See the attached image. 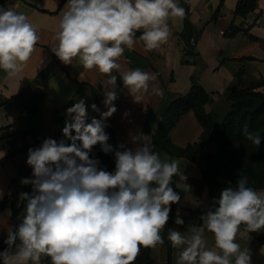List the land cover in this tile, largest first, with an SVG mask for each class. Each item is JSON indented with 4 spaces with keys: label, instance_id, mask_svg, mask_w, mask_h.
Returning a JSON list of instances; mask_svg holds the SVG:
<instances>
[{
    "label": "clouds",
    "instance_id": "1",
    "mask_svg": "<svg viewBox=\"0 0 264 264\" xmlns=\"http://www.w3.org/2000/svg\"><path fill=\"white\" fill-rule=\"evenodd\" d=\"M190 2L194 8L196 0ZM185 14L175 0H68L51 51L65 65L76 61L84 69L95 68L115 85L112 72L120 69L117 61L125 47H134L136 32L143 30L139 39L147 50L157 49L171 35L169 18ZM39 40L26 14L0 6V70L16 76ZM121 78L135 102L157 80L156 74L139 69L125 71ZM151 90L163 95L158 84ZM104 96L107 110L100 113V120L85 124L83 99L66 110L71 122H66L62 134L70 144L46 138L40 147L28 149L32 178L20 183L31 185L32 192L19 194L20 201H26L25 215L16 231L7 232L2 264H41L42 257H49L51 264H133L141 247L164 244L162 232L171 205L181 199L171 186L172 178L187 177L179 161H162L152 151L151 136L142 132L131 136L134 149L124 143L110 145L102 121L117 111L113 102L118 97L114 91ZM91 108L99 112L96 104ZM246 139L256 146L262 142L261 136L247 132ZM97 144L105 154L114 153V172L91 158ZM213 204L218 206L199 217L202 227L184 233L168 230L167 239L178 250L176 264H233V258L234 264H251V251L242 249L237 235L250 239L248 234L264 230V190L249 187L248 177L241 176L236 187L223 188ZM175 223L184 224L179 209ZM205 230L214 235L212 249L207 247Z\"/></svg>",
    "mask_w": 264,
    "mask_h": 264
},
{
    "label": "crops",
    "instance_id": "2",
    "mask_svg": "<svg viewBox=\"0 0 264 264\" xmlns=\"http://www.w3.org/2000/svg\"><path fill=\"white\" fill-rule=\"evenodd\" d=\"M67 2L0 0V6L26 14L40 36L27 66L21 72L9 77L0 70V138L7 132H18L0 140V190L3 193L0 201L9 198L8 205L0 207V238L6 237L12 228L11 198L15 196L14 206L18 208L23 203L19 194L32 192L31 185L20 183L23 178H32L29 175L32 168L26 163L28 150L19 149L33 144L34 138L23 132L38 131V142L33 148L40 147L46 138L56 140L58 129L71 121L66 111L68 108L83 99L87 109L86 118L101 117L100 113L107 110L102 103L107 91H114L118 97L113 102L117 111L108 118L114 125L117 146L124 143L126 148L134 149L136 145L131 142V136L141 132L149 135L152 151L162 161H179L180 171L187 177L185 181L179 175L177 177V193L181 197L177 210L184 224L177 225L174 222L170 229L184 233L194 226L202 227L199 217L209 208L217 207L202 177L206 166L205 156L215 153L219 148L222 124L232 108L229 95L257 82L262 83L257 90L264 93V0H256L257 9L245 16H235L239 0H196L194 8L190 0H175L186 14L184 18H169L171 35L167 43L157 49L147 50L139 39L143 30L137 31L134 47L125 48L123 56L117 61L121 65L120 69L112 72L117 77L115 85L108 84V77L95 68L84 69L76 61L65 65L51 51L56 43L61 10ZM217 11L219 13L215 17ZM186 18L190 30L185 32ZM231 25L238 31L227 35ZM135 69L157 76L156 81L150 82L148 93L139 102L134 101L121 78L123 72ZM193 77L209 93L205 109L214 117L212 138L204 145L197 161L172 156L154 143V134L163 114L174 99L189 92ZM153 84H158L163 95L152 93ZM37 91L43 92V100L35 111H26ZM92 104L97 105L99 112L92 110ZM203 133L204 127L195 113L190 111L171 129L170 136L175 145L184 147L199 142ZM260 190L264 189L257 191ZM25 206L19 213V222L25 215ZM260 232L264 234V230ZM204 235L207 247L214 248V235L206 230ZM248 235L250 239L238 234L237 242L242 249H250L251 264H264V244L251 234ZM151 256L155 264H169V250L164 244L152 249ZM177 256L178 250L173 248L171 264H176ZM41 264H51L50 258L42 257Z\"/></svg>",
    "mask_w": 264,
    "mask_h": 264
},
{
    "label": "trees",
    "instance_id": "3",
    "mask_svg": "<svg viewBox=\"0 0 264 264\" xmlns=\"http://www.w3.org/2000/svg\"><path fill=\"white\" fill-rule=\"evenodd\" d=\"M256 9V0H239L235 9V16H245ZM218 13L219 11L216 12L215 17L218 15ZM188 30H190V23L188 18H186L185 32ZM237 31L238 29L234 25H231L226 34L233 35ZM261 84L262 83L259 82L253 83L251 86L235 90L229 95V100L232 102V108L224 118L222 124L219 148L215 153L205 156L206 166L202 171L203 180L207 183L209 187V193L214 200L219 198L220 192L223 188H235L236 181L241 176L248 177L249 187H252L255 190L264 189V93L257 90ZM43 98V92L37 91L32 96L31 101L27 105L26 111H35ZM209 98V93L200 84L199 80L193 77L189 92L174 99L166 112L163 114L160 125L154 134V143L163 151L169 153L172 156H182L192 161H197V159L202 155L204 145L212 138L214 132V117L205 109ZM190 111L195 113L197 119L204 127V133L199 142L189 144L184 147L177 146L171 140V129L185 113ZM93 118L97 120L101 119V117ZM93 118H86L85 124L91 123ZM70 122L71 121H68V123ZM102 123L104 125L105 133L109 135L108 143L116 148L117 136L113 123L108 119L102 121ZM65 124L66 123H64L56 132V141L59 142L60 140H65L66 144H70L71 141L67 140L62 134V129L65 127ZM246 132L261 136V145L256 146L251 141L247 140ZM16 133L12 134L11 132H7V134L1 137L0 140L6 136H12ZM23 133L25 135L31 134L34 138V143L29 144L19 150H28L29 148H33L38 142V131L34 129L25 131ZM72 134L75 135V132L73 131ZM90 156L91 158L100 160L101 168H104L109 172L115 171L114 153L105 154L101 150V146L97 144L93 147ZM32 172L33 169H31L29 173L30 177H32ZM177 177L178 175L172 178L171 184V186L174 188V191L176 192ZM11 200V231H16V227L21 223L18 220V216L26 204V201H23L22 205L16 208L14 206L15 196H13ZM8 203L9 198L5 197L0 201V207L4 208L8 205ZM177 205L178 203L171 205L170 218L166 228L162 232L164 245H166L169 250V264H171L170 259L173 247L170 241H168L167 236L168 230L176 219ZM250 234L255 239H257L259 243L264 244L263 233L256 232ZM6 238L7 236L0 238V251H3L5 248H7V245L3 243ZM17 243H19V241H17ZM151 250V248L141 247L140 253L134 263L155 264L154 259L151 256ZM1 261L2 260H0V263Z\"/></svg>",
    "mask_w": 264,
    "mask_h": 264
}]
</instances>
